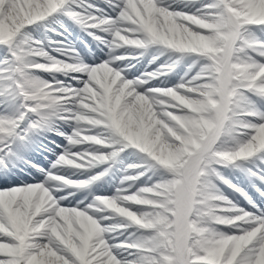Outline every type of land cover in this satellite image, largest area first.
I'll list each match as a JSON object with an SVG mask.
<instances>
[{
  "label": "snow or ice",
  "instance_id": "6c2138e0",
  "mask_svg": "<svg viewBox=\"0 0 264 264\" xmlns=\"http://www.w3.org/2000/svg\"><path fill=\"white\" fill-rule=\"evenodd\" d=\"M104 4L0 0V264H264V211L223 171L264 197V0ZM60 16L93 60L33 35Z\"/></svg>",
  "mask_w": 264,
  "mask_h": 264
},
{
  "label": "bare ground",
  "instance_id": "6f19581e",
  "mask_svg": "<svg viewBox=\"0 0 264 264\" xmlns=\"http://www.w3.org/2000/svg\"><path fill=\"white\" fill-rule=\"evenodd\" d=\"M42 24H44V25L47 26V25L49 24V21L43 22ZM42 24L38 26V28L36 29V31L41 29ZM47 36L49 37V33H47ZM52 37H53V36H52ZM52 37H51V38H52ZM48 39H49V38H48ZM129 152H130V150H126V152H125V157L128 156ZM236 178H237V181H238V182H240L242 179H244L243 176H241L240 173L236 175ZM251 197H253V196H251ZM262 204H264V201L262 202ZM247 208H248V207H247Z\"/></svg>",
  "mask_w": 264,
  "mask_h": 264
},
{
  "label": "rangeland",
  "instance_id": "374dc122",
  "mask_svg": "<svg viewBox=\"0 0 264 264\" xmlns=\"http://www.w3.org/2000/svg\"><path fill=\"white\" fill-rule=\"evenodd\" d=\"M33 35L36 36V37L38 36V34H37L36 32H33ZM238 206H239V205H238Z\"/></svg>",
  "mask_w": 264,
  "mask_h": 264
}]
</instances>
